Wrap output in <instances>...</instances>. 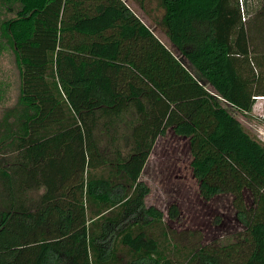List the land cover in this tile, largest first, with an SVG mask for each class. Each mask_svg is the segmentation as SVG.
<instances>
[{
	"label": "trees",
	"instance_id": "trees-1",
	"mask_svg": "<svg viewBox=\"0 0 264 264\" xmlns=\"http://www.w3.org/2000/svg\"><path fill=\"white\" fill-rule=\"evenodd\" d=\"M96 1L68 29L121 24L119 40L81 51L59 47L66 0H0L14 9L0 53L18 72L0 120V264H264V145L234 116L264 98V0L246 21L237 0H131L175 55L126 6ZM168 132L200 143L189 169L202 201L225 193L209 181L221 164L252 187L231 240L181 246L144 205L140 174Z\"/></svg>",
	"mask_w": 264,
	"mask_h": 264
},
{
	"label": "rangeland",
	"instance_id": "rangeland-1",
	"mask_svg": "<svg viewBox=\"0 0 264 264\" xmlns=\"http://www.w3.org/2000/svg\"><path fill=\"white\" fill-rule=\"evenodd\" d=\"M104 4H122L134 15V25L143 24L149 28L157 40L173 55L175 51L164 40L162 34L152 28L148 19L141 15L130 0H103ZM243 18L246 21L260 7L259 0H237ZM98 1L66 0L63 10L62 26L65 28L59 37V47L65 49L85 50L92 39L78 36L68 29L71 23L80 17L92 14ZM14 9L0 3V20L12 17ZM141 22V23H140ZM117 31L114 32L116 36ZM116 38V37H115ZM103 41L104 34L93 40ZM18 98V72L13 56L9 50L0 53V120L7 109L15 106ZM248 116L234 115L244 130L264 145V124L259 119L264 114V98H257ZM125 144L122 143V147ZM191 141L173 137L169 132L158 138L147 158L140 174V180L148 187L149 193L144 199L146 207L152 206L163 215L170 237L181 246L192 245L196 241L207 244L213 240H231L240 231L234 213L237 210L247 211L253 203V189L245 184V176L238 169L229 171L225 166H215L209 181L223 187L224 194L208 202L198 196L197 183L190 174L189 163L194 148H199ZM126 148V147H125ZM4 157V156H0ZM3 159V158H2ZM5 159V158H4ZM38 192L37 194H39ZM32 197H35L32 195ZM169 205H174L178 216L170 221L166 217Z\"/></svg>",
	"mask_w": 264,
	"mask_h": 264
},
{
	"label": "crops",
	"instance_id": "crops-1",
	"mask_svg": "<svg viewBox=\"0 0 264 264\" xmlns=\"http://www.w3.org/2000/svg\"><path fill=\"white\" fill-rule=\"evenodd\" d=\"M131 1V0H130ZM96 6V5H95ZM95 6L93 7V9H92V13L94 12V8H95ZM133 15V14H132ZM134 16V15H133ZM143 16V15H142ZM141 23V22H140ZM142 24V23H141ZM130 25L132 26V27H134V26H138V25H134V23H133V21L130 23ZM143 25V24H142ZM120 26H121V24H120ZM120 26H117V28H114V29H111V30H108V31H106L105 33H104V35H105V37L107 38L108 37V39H105V41L106 40H119V27ZM115 31H117V34H116V36L114 35V32ZM116 37V38H115ZM88 38H90V39H93L94 37H88ZM96 40V39H95ZM92 41V40H91ZM138 43V42H137ZM136 46H137V44H136ZM130 47V44H128L127 42H125L124 40L122 41V43H121V49H120V53H119V55H118V58H117V60L118 61H121L122 59H123V57H124V55L126 54L123 50L125 49H127V48H129ZM123 49V50H122Z\"/></svg>",
	"mask_w": 264,
	"mask_h": 264
}]
</instances>
